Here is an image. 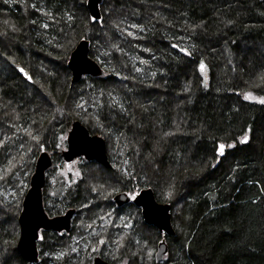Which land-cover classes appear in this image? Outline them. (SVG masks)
Wrapping results in <instances>:
<instances>
[{"label": "trees", "instance_id": "trees-1", "mask_svg": "<svg viewBox=\"0 0 264 264\" xmlns=\"http://www.w3.org/2000/svg\"><path fill=\"white\" fill-rule=\"evenodd\" d=\"M101 11L93 22L87 0H0V264H29L19 216L44 151L47 213L76 214L70 232L41 231L37 264H264V0H104ZM83 39L104 75L73 85L68 62ZM75 121L106 140L111 169L65 163L59 137ZM220 143L235 147L220 156ZM149 188L172 205L175 236L114 203Z\"/></svg>", "mask_w": 264, "mask_h": 264}, {"label": "water", "instance_id": "water-1", "mask_svg": "<svg viewBox=\"0 0 264 264\" xmlns=\"http://www.w3.org/2000/svg\"><path fill=\"white\" fill-rule=\"evenodd\" d=\"M104 0H87V10L90 17L102 19L101 6ZM24 69L21 73L19 69ZM68 69L72 76V84L81 81L85 76L100 77L104 71L100 65L90 57V41L81 40L72 52ZM19 74L29 83H33L31 74L24 67H17ZM31 77V79H28ZM67 147L62 150L61 156L66 163H72L79 158L87 161H96L107 169H111V163L107 152V142L100 135H93L80 121L73 122L67 134ZM53 166V158L48 151H44L37 159L35 171L32 175L30 188L27 191L22 211L19 216L20 237L17 251L29 264L39 262L38 241L41 231L70 232L75 209L68 210L65 214L50 217L44 207V188L46 185L47 171ZM136 201H132L125 195L118 193L114 202L118 207L133 203L141 209L145 224L152 226L164 236H175L176 232L172 223V205L160 203L156 200L152 189H143ZM169 247L166 239H162L157 245L155 260L161 263L168 254ZM93 264H110L101 257H96Z\"/></svg>", "mask_w": 264, "mask_h": 264}, {"label": "snow or ice", "instance_id": "snow-or-ice-1", "mask_svg": "<svg viewBox=\"0 0 264 264\" xmlns=\"http://www.w3.org/2000/svg\"><path fill=\"white\" fill-rule=\"evenodd\" d=\"M5 2H7V0H5ZM34 7H35V6H34ZM69 19L71 20L72 17L70 16ZM96 20H97V18H96V17H93V22H96ZM32 23H36V22H35V21H32ZM228 23L231 24L232 21H229ZM44 27L47 28L48 25H44ZM197 27H199V25H198ZM142 30H143V29H141V31H142ZM128 35L131 36L132 33H128ZM172 47H173V48H176V47H178V46H177V45H172ZM180 51L184 52L185 55H191V53L188 52V51L185 50V49H180ZM141 62L143 63V61H141ZM204 68H205L204 64L201 63V64H200V70H201L202 72L204 71ZM19 71H20L21 73H24V69H22V68L19 69ZM24 74H25V76H27L26 73H24ZM262 78H264V77H262ZM28 79H31V77H28ZM244 98H245L246 100H248V99H252V97H251L250 94L245 95ZM259 103L264 104V99H261V100L259 101ZM81 107H82V106H81ZM249 131H250V130H249ZM27 135L31 136V137L35 140L36 144L39 146V148H40L41 151L44 150L43 145H42V143H41V141H40V138H39L38 136H34L31 132L27 133ZM166 135H174V133H167ZM59 139H60L61 142H62V141H63L64 139H66V138H65L64 136H60ZM238 139H239V137H238ZM248 140H249V137H248L247 134H245L244 137H243V139H240V142H241V143H244V144H247V143H248ZM234 147H235L234 144L220 143V144L217 145V152H218V155H220V156H224V155L226 154V149H228V148H234ZM0 148H5V144L3 143V141H0ZM213 166H214V165H213ZM21 167H22V165H21ZM3 171H5V170H0V181H3V180L6 179V177L3 175ZM9 174L11 175L12 172L9 171ZM76 175L79 176L80 174H79V173H76ZM125 175H127V173H125ZM111 194H112L111 192L108 193L109 196H111ZM125 195H127L128 198H129L130 200H132V201H136L137 198L141 195V192L138 191V190H132V191H130V192H126ZM168 195H169V197H170V196L172 195V193L169 192ZM84 207H88V205L85 204ZM110 215H111V213H109V216H110ZM101 219H104V217H101ZM123 227L131 228V227H133V225L130 224V223H128L127 221H125L124 224H123ZM39 238H40L41 240L44 239V237H43L42 235H41ZM137 243H139V241H137ZM98 244H99L100 246H103V245L106 244V241L103 240V239H99V240H98ZM121 247H124V245H121ZM97 250H98L97 248H93V249H92L93 252H95V251H97ZM72 251H75V249H72ZM149 255H151V253H149ZM121 264H128V261H127V260H122V261H121Z\"/></svg>", "mask_w": 264, "mask_h": 264}, {"label": "rangeland", "instance_id": "rangeland-1", "mask_svg": "<svg viewBox=\"0 0 264 264\" xmlns=\"http://www.w3.org/2000/svg\"><path fill=\"white\" fill-rule=\"evenodd\" d=\"M1 65H2V64H1ZM2 70H3V65H2ZM16 70H17V69H16ZM75 163H77V162H75ZM75 163H72L71 165L74 166ZM70 168H71V167H70ZM64 169L67 170V169H68V166H66ZM3 192H5L6 195H7V197L9 198V197L11 196V194H12L11 186H7L5 189H3ZM156 251H157V250H156Z\"/></svg>", "mask_w": 264, "mask_h": 264}, {"label": "flooded vegetation", "instance_id": "flooded-vegetation-1", "mask_svg": "<svg viewBox=\"0 0 264 264\" xmlns=\"http://www.w3.org/2000/svg\"><path fill=\"white\" fill-rule=\"evenodd\" d=\"M77 162V161H76ZM75 163V162H74ZM115 197V196H114ZM115 203V202H114ZM131 204V203H130ZM133 204V203H132ZM129 205V204H128ZM117 206V205H116ZM118 207V206H117ZM118 208H120V207H118ZM65 214V213H64ZM141 214H142V212H141ZM72 223H73V221H72ZM60 233H63V232H60ZM162 236H164V235H162ZM165 237V236H164ZM164 239V238H163ZM161 241V240H160ZM165 258V257H164Z\"/></svg>", "mask_w": 264, "mask_h": 264}]
</instances>
